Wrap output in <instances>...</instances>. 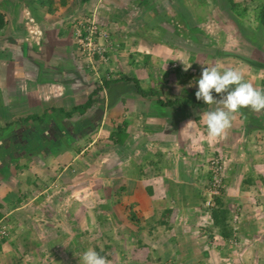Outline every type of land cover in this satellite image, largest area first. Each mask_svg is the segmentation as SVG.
<instances>
[{
  "label": "crops",
  "instance_id": "0c3cea01",
  "mask_svg": "<svg viewBox=\"0 0 264 264\" xmlns=\"http://www.w3.org/2000/svg\"><path fill=\"white\" fill-rule=\"evenodd\" d=\"M39 1L32 7L13 1L5 5L10 12L22 7L23 13L9 15L5 39L0 43V223L7 231L0 237V264H47L46 260L57 264L63 259L62 248L67 259H76L89 248L103 255V248L91 242V236L95 228L110 225L99 222L94 209L85 207L87 196L94 194V181L100 183L98 195L106 198L102 202L116 197L110 209L132 232L131 239L123 242L140 245L132 258L141 260L140 255L146 252L151 258L172 260L178 256L176 246L186 242L173 232L178 227L172 216L178 208L192 207L201 212L206 195L204 179L208 176L204 156L209 151L218 153L234 128L218 138L209 137L203 113L213 105L194 108L159 103L168 98L197 99L196 92L188 88L190 80L183 76L174 79L176 82L168 79L166 63L173 47L164 37L171 31L160 26L168 25V14L170 21L174 18L168 12L172 1H160L163 3L155 10L152 3L158 0H46L47 4L41 5ZM154 12L157 19L150 26H138L137 22L140 29L136 30L125 25L128 16L142 22V16ZM91 13L109 38L105 60L95 58L99 71H93L95 63L83 58L73 38L77 19L85 21ZM151 34L157 39L148 41L146 37ZM140 51H149L145 56L149 62H138ZM240 66L247 68L244 63ZM168 86L181 94L168 95ZM138 87L154 93L143 95ZM83 106L87 108L82 110ZM65 112L73 114L67 116ZM189 121L193 122L186 127ZM49 132L55 133L54 137ZM111 156L114 160L109 161ZM190 157L201 160L200 164L189 168L186 175L183 170L178 173L176 164L183 167V158L187 161ZM262 168L264 165L255 167L264 186ZM109 176L117 179L115 188L104 183ZM252 176L243 177L244 187H238L239 195L248 199L254 187L264 196V188ZM234 180L232 176L226 184L223 193L227 197L234 194ZM81 183L79 188L71 187L72 193L80 196V201L70 207L74 222L69 219L68 224L73 233L66 234L65 223L45 220L37 223L45 229L35 239L33 231L24 229L23 222L14 218L48 188L58 184L70 190V186ZM130 214H138L139 220L130 221ZM261 217L263 221L264 214ZM162 226H167L169 234L160 252L156 236ZM188 228L179 227L182 232ZM192 228L189 231L196 230ZM28 243L35 246L27 249ZM181 252L185 253L183 248Z\"/></svg>",
  "mask_w": 264,
  "mask_h": 264
},
{
  "label": "rangeland",
  "instance_id": "374dc122",
  "mask_svg": "<svg viewBox=\"0 0 264 264\" xmlns=\"http://www.w3.org/2000/svg\"><path fill=\"white\" fill-rule=\"evenodd\" d=\"M7 1H13L16 3L20 2V4L23 2L25 7H32L34 3H36V0H0V11L3 12L7 18H9V15L13 13L17 16L23 13L22 7L18 6L14 8L13 12H10V9L5 7ZM40 1L39 5H41ZM160 1L163 0H158L152 3L153 10H155V8L158 9L159 3H163ZM176 1L179 2L180 0ZM257 1L258 0H253L252 6L256 5ZM185 2L188 7L193 9L195 16L199 18L198 26H196L197 29L195 31L184 28V24L178 20L176 17L177 14L170 4H168V12L173 14L172 18H174L170 21L169 18H171V15L168 14V25L162 24V26H160L162 29L168 26V30L171 31V34H168V36H165L164 38L165 41H168V45L174 44V46H172L173 51L168 53V62L166 63L168 65V79L174 81V79H178V77L183 76L185 80H190L189 85L192 83V86L188 85V88H192V91L196 92V82L202 73L201 65L212 64L214 66L219 65L221 69H238L244 74L245 80L250 81L259 89H264V66H254L256 62L264 65V40L261 38H264V32L260 30L256 31L254 21L249 18L244 21V26L247 30V39L240 33L237 25L230 19V16L228 17V13L221 9L220 4L216 0H185ZM239 2L242 1L240 0ZM45 4H47V1ZM29 10V12L33 13L31 9ZM27 14H24V16H27ZM156 15L157 14L154 12L152 16H149V14L147 15L149 17L142 16V22H135V19L133 21L128 16V23L126 22L125 25L128 24L131 28L139 30L140 28H137L136 25L137 22L138 26H140V23H143V26H150L152 21H156ZM183 15H187L185 10ZM84 17L87 18V15ZM159 18L163 19L164 15H161ZM77 20H80V18ZM182 31L183 33H181ZM3 38L5 39L4 34L0 36L1 44H3ZM147 38L151 40L157 39V37L152 34L148 35L146 39ZM256 42L263 48H258L255 44ZM147 54H149V51H140L136 59H138V62H149V58L145 57ZM82 56L86 59L84 55ZM96 59H99L98 56ZM182 61L192 64V67L188 71H184ZM249 61L251 64H249ZM241 63L246 64L247 68L240 66ZM93 71H99L96 63L93 67ZM175 85L179 87L177 84ZM149 90L150 89H147V91ZM177 91H179V89L174 90L171 86H168V95L172 94V96H175L181 94L180 92L176 93ZM213 107L215 108V105H213ZM68 114L73 113H64V115L67 116ZM235 124L236 125L231 127V129L234 127L231 130L232 133L230 132L231 137L228 138L227 142H222L223 145L220 148L221 152L219 151L216 153L220 154L225 160L223 171V195L220 194L219 196L222 197L223 201H226L225 204H228L231 209L230 219L235 236L228 240H223L217 236L216 233H212V237L207 235L206 229L207 226L210 227L211 225V218L208 216V212H204L202 202L201 212H196V210H193L192 207L190 210H181L178 208V212L176 211V213L172 216V221H175L177 223L176 226L178 227L173 229V232L177 233L181 241L186 240L188 244L187 245L186 242L179 245L177 244L178 246H176V248H178V252L176 254H178V256L168 261V259L161 260L157 256L155 258H151L149 256L150 254L144 252L140 255L142 256L140 257L141 260L133 259V250L140 245H126L123 242L124 239H127L128 237L131 239L130 235H132V232L129 228H124L121 221L115 219L116 215L114 213L116 212L112 211L111 209L113 208L110 206L115 202L116 197H111L107 203L102 202L106 198L98 195L99 191L97 186L100 183L98 184V181H94V183H92L94 187V194L87 196L88 205H85V207L87 209L93 208L94 211L92 212L99 215L96 219L98 218L99 222L103 221V224H108L110 226L106 228H95L91 236V242L98 243V246L103 248L102 256L106 257L109 264H185L183 261L188 257H191V261H189L188 264H264V220L262 221L261 217V215L264 214V196H259L261 195V191L258 186V190L254 187L252 196H249L250 199L239 195L241 192L239 188L244 187L243 177H248L252 174L254 175L252 176L253 179L257 180L256 183L264 188V186L261 185L260 178L258 177L259 174L256 173L255 169L258 165H264V111L261 110L256 112L250 110L249 108H242L236 114ZM30 143L28 144L30 145ZM31 146L33 145L31 144ZM32 149L34 148L32 147ZM213 149L218 148L217 146H214ZM213 154V152L209 151L208 155L204 156V164L206 163L208 176L209 159L213 156ZM112 157L113 156H111L108 160H114ZM183 159L185 162L184 164L182 163V165L183 167L186 165V167L183 168L180 166V163H177L175 166L176 168L174 169H176L178 173L183 170L182 174L184 175L189 173V168L197 166V164H200L201 161L195 160V158L191 157L188 158L187 161L186 158ZM262 170L264 171V168H262ZM110 174L112 176L115 173ZM208 176L204 179L205 184L203 185V188H205V191L206 183L209 180ZM232 176L235 177L232 184L234 194L233 196L227 197L223 192H225L226 184L230 182ZM225 178H227L228 181H225ZM116 180L117 179L114 177L110 179L109 176V179L106 178L104 183H108L106 185L110 188H115L117 183ZM196 183L199 184L198 181H196ZM81 185H83V183L80 185L76 184L75 186H70V190L69 188L58 184L52 188H48L38 200L30 202V204L26 203L24 208H21L20 211L16 212V217L14 218L23 222L22 227L24 229L26 228L29 231H33L34 237L38 232L40 233V231L45 229L43 226L39 227L37 223L45 220L55 221L54 223L57 222L58 225L65 223V225H67L66 234H69L68 231L73 233L72 225L68 224L69 219L74 222V217L70 215L74 209L70 207L73 206V202L80 201L78 199L80 196L79 194H73L72 192H74V190H71V187L79 188ZM236 194L239 196H235ZM31 197L32 196H30V198ZM102 203H104V206L101 205ZM249 204H251L250 207ZM127 218L130 221L139 220L138 214H130ZM117 221L119 223H117ZM182 225L185 227L189 225L188 230L182 232L181 229H179ZM58 227L57 230L59 229ZM190 227H194L196 230L189 231ZM198 227H200V229ZM58 231H63V229H59ZM143 231L144 233L146 232V234L148 233L147 229L144 230L143 228ZM168 232L167 226L165 228L162 226L157 229L156 237H158L160 241L156 245L159 249L158 251L164 249L162 248L163 242L168 240ZM61 236L66 237L64 234H61ZM184 244L188 246L189 252L187 251V253L183 254L181 251L182 248L185 249V247L182 246ZM31 245L34 244L28 243L27 249H29ZM61 250L63 252L60 254L63 259H60L57 264H79V257H81L84 253V251H82V254L77 256L76 259H67L63 248ZM180 253L182 258L181 255H179ZM46 261L47 264H55L53 261Z\"/></svg>",
  "mask_w": 264,
  "mask_h": 264
},
{
  "label": "clouds",
  "instance_id": "9594fccd",
  "mask_svg": "<svg viewBox=\"0 0 264 264\" xmlns=\"http://www.w3.org/2000/svg\"><path fill=\"white\" fill-rule=\"evenodd\" d=\"M93 14L91 13L89 18ZM182 63L184 71L192 67V64L184 61ZM201 67L202 73L196 82V98L206 105H215V108L203 113V121L206 123L209 137L218 138L230 129L236 113L242 108H249L256 112L264 110V89H259L245 80L240 70L221 69L219 65L212 64L201 65ZM214 93L218 94V98ZM192 122L189 121L186 127ZM79 264H109V262L95 249L89 248L79 258Z\"/></svg>",
  "mask_w": 264,
  "mask_h": 264
},
{
  "label": "trees",
  "instance_id": "16d2710c",
  "mask_svg": "<svg viewBox=\"0 0 264 264\" xmlns=\"http://www.w3.org/2000/svg\"><path fill=\"white\" fill-rule=\"evenodd\" d=\"M46 0H41V3H45ZM85 1V0H84ZM172 7L173 9L178 12V20L181 21L186 28L189 30L195 31L197 29L196 26H198L199 18L195 16V13L192 12L193 9L190 7L184 6L182 1L180 0L179 2L176 0H171ZM219 4L220 7L223 11L228 13V17L230 16V19L237 25L240 33L246 37L247 35V30L245 29L244 26V21L248 20L251 18L252 21L255 23V30L256 31H262L264 32V0H258L257 4L252 6L253 0H241L242 2H239L240 0H216ZM184 10L186 11V16L183 15ZM169 20V19H168ZM9 24V20L6 17V15L0 11V36H2L5 33L6 27ZM4 32V33H3ZM2 34V35H1ZM248 39V37H246ZM263 40L264 38L261 37ZM258 48H263L260 44L257 42L255 43ZM170 46H174L170 45ZM264 49V48H263ZM249 64L251 62L249 61ZM254 66L256 67H263L264 65L262 63H255ZM124 78H127L124 76ZM136 83L137 80H134ZM138 92L146 95V94H152L154 93V90H149L143 89L138 87ZM215 96H218V94H215ZM160 104L162 105H168V106H173V105H181V106H187L190 105L194 108H202V107H207L208 105L204 104L203 101L197 100V99H183L180 100L179 98L175 99H169L166 101H159ZM82 110L86 109L87 106L81 107ZM264 111V110H263ZM116 134H121L120 132H116ZM217 198V205L215 207L211 208H206L204 207V212H208V216L211 218V225L210 227L207 226L206 232L209 237H212V233H216L220 235L223 240H228L231 237H233L234 229L233 226L231 225V219H230V212L231 209L228 206V204H225V201H223L222 197H216ZM204 206V205H203ZM187 244V243H186ZM182 245L185 247V253L187 251L189 252L188 244ZM191 261V257H188L185 259L183 262L185 264H188V262Z\"/></svg>",
  "mask_w": 264,
  "mask_h": 264
},
{
  "label": "built area",
  "instance_id": "2783aa9c",
  "mask_svg": "<svg viewBox=\"0 0 264 264\" xmlns=\"http://www.w3.org/2000/svg\"><path fill=\"white\" fill-rule=\"evenodd\" d=\"M73 38L79 51L90 63H95V58L105 60L106 42L109 40L108 33L93 14L85 21L77 20L73 30ZM225 160L220 154L214 153L209 159V180L206 183V195L203 205L206 208L215 207L217 198L224 188L223 171ZM7 234L6 225L0 223V237Z\"/></svg>",
  "mask_w": 264,
  "mask_h": 264
},
{
  "label": "flooded vegetation",
  "instance_id": "af4514ba",
  "mask_svg": "<svg viewBox=\"0 0 264 264\" xmlns=\"http://www.w3.org/2000/svg\"><path fill=\"white\" fill-rule=\"evenodd\" d=\"M49 133H52V132H49ZM70 135H74V133H69ZM55 133H52V136L54 137Z\"/></svg>",
  "mask_w": 264,
  "mask_h": 264
}]
</instances>
